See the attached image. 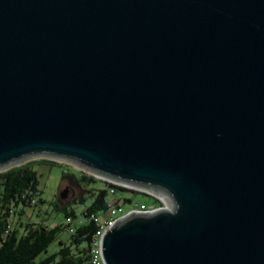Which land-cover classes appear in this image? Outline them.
I'll use <instances>...</instances> for the list:
<instances>
[{
	"label": "water",
	"instance_id": "1",
	"mask_svg": "<svg viewBox=\"0 0 264 264\" xmlns=\"http://www.w3.org/2000/svg\"><path fill=\"white\" fill-rule=\"evenodd\" d=\"M33 154L168 195L105 264H264V0H0V171Z\"/></svg>",
	"mask_w": 264,
	"mask_h": 264
},
{
	"label": "trees",
	"instance_id": "2",
	"mask_svg": "<svg viewBox=\"0 0 264 264\" xmlns=\"http://www.w3.org/2000/svg\"><path fill=\"white\" fill-rule=\"evenodd\" d=\"M44 160L47 159L29 160L0 171V264H83L89 256L88 245L98 228L91 212L107 210L108 181L104 180L106 183L101 187L87 188L89 194L79 198L85 204L81 214L71 203L53 201L52 209L63 212L64 218L51 225L41 213L43 210L49 214V210L40 206L44 201L43 189L34 166L36 161ZM97 178L84 172L77 180ZM121 199L124 203L133 201L127 196ZM39 214L42 215L38 218ZM68 217L72 219L70 223Z\"/></svg>",
	"mask_w": 264,
	"mask_h": 264
},
{
	"label": "rangeland",
	"instance_id": "3",
	"mask_svg": "<svg viewBox=\"0 0 264 264\" xmlns=\"http://www.w3.org/2000/svg\"><path fill=\"white\" fill-rule=\"evenodd\" d=\"M39 159H47L44 161H36L34 166L39 172L41 181L40 185L43 189L42 197L44 198V201L41 202L40 206L43 207V209L45 208L49 210V214H46V212H43V210L41 213L43 215H46L48 223L51 225L54 224L56 221H60L64 218L63 212H58L54 208L52 209L53 201L59 200L61 204L71 203L73 206L76 207L78 213L81 214L83 208L85 207V204L80 202L79 198L82 195L87 196L89 194L87 188L91 185H95L96 187H101L105 185L106 182L103 178L114 179L111 177L100 176L94 170L87 167L86 165H83L77 160L55 157L51 155L33 154L20 159L15 164L18 165L29 160ZM84 172L89 175L97 176L99 177V179L97 178L94 181H78L77 178L81 176V174ZM73 173L74 175H72ZM65 174L67 175L64 176ZM64 189H66V193L64 196H62L61 192ZM118 193L119 195H121V197H132L134 202H138V205H150L159 203V199L154 196V193L149 194L141 189H132L131 187L125 189L119 188ZM132 205L133 203H126V205H124V208L129 209ZM28 212L30 213L31 209L28 210ZM102 213L103 217L107 216L106 211H103ZM42 214H39L38 218L41 217L40 215ZM52 247L53 245H51L49 249H52Z\"/></svg>",
	"mask_w": 264,
	"mask_h": 264
},
{
	"label": "built area",
	"instance_id": "4",
	"mask_svg": "<svg viewBox=\"0 0 264 264\" xmlns=\"http://www.w3.org/2000/svg\"><path fill=\"white\" fill-rule=\"evenodd\" d=\"M99 178V177H98ZM104 180L108 181V190H109V197L107 200V210H105L107 212V216L103 217V213L100 211H96V212H91V218H94L98 224V228L97 230L94 232V234L92 235V240L91 242H89V256L86 260L85 263L83 264H105L103 257H102V236L104 231L110 227L112 224L115 223V221L123 216L124 214H126L127 212H129L130 210H138V211H153V210H157L163 207H168L171 204V201L168 197V195L164 192H153V191H149L143 188H140L138 186L132 185V184H127L115 179H106L103 178ZM118 185H122L126 188L131 187L132 189H141L144 190L148 193L153 194L154 196H156V198L159 199V203L156 204H150V205H145V204H141L138 205V202H130V204L133 203V205L128 209L124 208V205H126V203H124V201H121V196L118 193ZM113 196V197H111ZM72 221V219L70 217H68V222L70 223ZM69 230L72 231L73 230V226H69Z\"/></svg>",
	"mask_w": 264,
	"mask_h": 264
},
{
	"label": "bare ground",
	"instance_id": "5",
	"mask_svg": "<svg viewBox=\"0 0 264 264\" xmlns=\"http://www.w3.org/2000/svg\"><path fill=\"white\" fill-rule=\"evenodd\" d=\"M121 182H124V181H121ZM124 183H128V182H124ZM128 184H130V183H128ZM136 186V185H135Z\"/></svg>",
	"mask_w": 264,
	"mask_h": 264
}]
</instances>
